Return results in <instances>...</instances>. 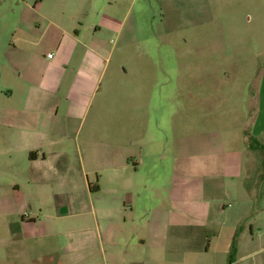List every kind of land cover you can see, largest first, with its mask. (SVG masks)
I'll return each mask as SVG.
<instances>
[{"label": "rangeland", "instance_id": "374dc122", "mask_svg": "<svg viewBox=\"0 0 264 264\" xmlns=\"http://www.w3.org/2000/svg\"><path fill=\"white\" fill-rule=\"evenodd\" d=\"M39 2L0 0V39L12 36L9 26L23 19L28 13V4L39 6L42 4ZM42 2L44 11L58 6L72 12L75 6H80L83 14L80 17L77 14V18L84 23L86 32L82 37L89 39V34H96L95 43L108 57L106 78L89 118L97 102L102 100L103 115L113 116L112 122L106 124L108 131L119 133L118 137L124 140L131 139L134 132L136 135L147 131L156 140L150 148L153 157L141 169L143 175L149 174L154 180L146 194V211L152 212L150 226L153 228L144 226L147 238L149 231L151 238L147 247L140 249L137 243L141 230L139 221L135 222L136 240L130 247L121 246L115 253L117 262L125 264L122 258L129 254L136 257L133 260L137 263L146 259L143 264H235L240 256L250 254L242 264L264 263V252L256 253L264 248V235L258 239L232 229L233 222H256L257 190L251 193L244 190L242 202L245 203L237 208V213L245 218L240 219L241 216L236 221L229 215L224 216L221 222L226 226L220 225L218 230L185 229L175 234L168 229L163 239L154 235V224L159 221L155 218L156 212L170 208L171 185L178 166L183 165V174L203 176L207 192L211 184L208 170L214 168L221 176L227 153L234 150L246 153L244 139L253 134L255 116L251 109H258L264 72V0ZM91 26H107L109 30L93 32ZM5 41H0V45ZM4 52L0 46V75L6 60ZM110 79L112 89L107 88ZM5 81H10L16 90L12 99L6 97ZM18 82L12 76L6 80L3 77L0 117L17 109ZM143 121L145 127L140 125ZM6 143H9L8 149L16 148L17 141L4 142L0 130V192L11 194L19 172L16 165L8 162ZM17 159L15 156L14 160ZM217 181L227 182L222 176ZM218 197L221 198L219 209L226 202L232 204L223 192L217 193ZM143 205L142 202V208ZM217 205L212 207V214ZM261 207L264 210V203ZM224 209L228 214L231 211L228 205ZM140 212L141 208L137 207L136 214ZM20 218L0 216V264H34L36 257L48 250L41 251L37 243H43L44 238L36 242L12 235L10 224ZM52 222L43 221L37 230ZM62 235L47 241L52 253H59L57 248L69 244L70 238Z\"/></svg>", "mask_w": 264, "mask_h": 264}, {"label": "crops", "instance_id": "0c3cea01", "mask_svg": "<svg viewBox=\"0 0 264 264\" xmlns=\"http://www.w3.org/2000/svg\"><path fill=\"white\" fill-rule=\"evenodd\" d=\"M42 4H28L23 19L9 26L12 36L0 39L6 40L0 45L6 51L0 84L3 77L19 81L17 109L0 117L4 142L17 141L15 149H8L6 143L5 151L8 162L16 165L19 172L15 186H11L13 192H0V216L21 217L10 224L14 237L36 242L45 239L37 243L41 251L48 250L36 257L34 264H119L115 253L136 240L135 222L139 221L141 230L138 247L145 249L151 238L150 231L147 238L144 226L153 228L152 212L146 211V194L154 180L149 174L143 175L141 169L153 157L150 148L156 140L147 131L134 132L129 140L108 131L106 124L112 122L113 116L103 115L102 100L89 118L106 78L108 57L95 43L96 34H89V39L82 37L86 32L84 23L77 18V14H83L80 6L70 9L72 12L58 6L44 11ZM91 28L100 33L109 30L107 26ZM261 83L258 109H251L255 116L253 134L244 139L246 153H227L222 166L221 176L227 182L217 181L221 176L212 168L208 170L211 184L206 192L203 176L183 174V165L178 166L171 185L170 208L156 212L155 218L164 221L154 224V235L163 239L168 229L175 234L185 229L218 230L220 225L226 226L221 222L224 216L236 221L242 216L237 208L245 203L243 194L255 190L256 222H233L232 229L258 239L264 235V72ZM5 89L6 97L12 99L16 90L10 81H5ZM145 123L140 125L145 127ZM222 192L232 204L226 202L219 209L221 198L217 193ZM227 205L231 208L229 214L224 209ZM137 207L142 212L136 214ZM45 220L56 223L37 230ZM56 235L70 238L64 248H57V254L47 245ZM258 252H264V248ZM249 256H240L235 264L248 261ZM135 258L128 254L122 261L143 264L146 260L137 263Z\"/></svg>", "mask_w": 264, "mask_h": 264}, {"label": "built area", "instance_id": "2783aa9c", "mask_svg": "<svg viewBox=\"0 0 264 264\" xmlns=\"http://www.w3.org/2000/svg\"><path fill=\"white\" fill-rule=\"evenodd\" d=\"M52 57H53V55H52V54L48 55V58H50V59H51Z\"/></svg>", "mask_w": 264, "mask_h": 264}, {"label": "trees", "instance_id": "16d2710c", "mask_svg": "<svg viewBox=\"0 0 264 264\" xmlns=\"http://www.w3.org/2000/svg\"><path fill=\"white\" fill-rule=\"evenodd\" d=\"M33 156V154H31V156L30 157H32Z\"/></svg>", "mask_w": 264, "mask_h": 264}]
</instances>
